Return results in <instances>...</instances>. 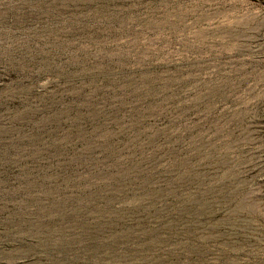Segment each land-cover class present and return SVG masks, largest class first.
<instances>
[{
    "label": "rangeland",
    "instance_id": "rangeland-1",
    "mask_svg": "<svg viewBox=\"0 0 264 264\" xmlns=\"http://www.w3.org/2000/svg\"><path fill=\"white\" fill-rule=\"evenodd\" d=\"M0 264H264V0H0Z\"/></svg>",
    "mask_w": 264,
    "mask_h": 264
}]
</instances>
